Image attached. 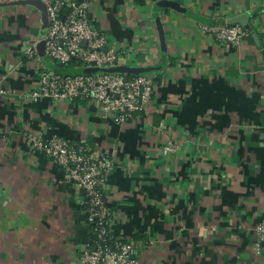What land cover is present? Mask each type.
I'll return each instance as SVG.
<instances>
[{"label":"crops","instance_id":"crops-1","mask_svg":"<svg viewBox=\"0 0 264 264\" xmlns=\"http://www.w3.org/2000/svg\"><path fill=\"white\" fill-rule=\"evenodd\" d=\"M13 1L0 0V264L81 263L83 192L30 146L51 135L111 161L110 228L135 243L138 264H264V0H86L132 61L121 65L154 84L122 123L93 100L31 98L41 73L59 72L37 49L47 15ZM243 14L252 32L238 44L202 30Z\"/></svg>","mask_w":264,"mask_h":264},{"label":"built area","instance_id":"built-area-1","mask_svg":"<svg viewBox=\"0 0 264 264\" xmlns=\"http://www.w3.org/2000/svg\"><path fill=\"white\" fill-rule=\"evenodd\" d=\"M46 10L48 31L44 38L46 55L56 63L75 64L85 68H105L117 63L118 52L107 45L105 34L94 26L87 1L40 0ZM202 30L220 42L238 44L248 32L241 24L202 25ZM34 54V51H29ZM154 84L144 74L90 72L60 74L43 72L38 87L30 93L34 100L47 97L89 99L113 114L116 123L141 114L151 100ZM6 91L0 88V94ZM4 129L0 126V133ZM32 149L54 159L68 179L83 192V213L90 224L91 236L86 243L81 264H138L136 245L115 234L110 228L112 210L106 202L103 184L112 163L103 156L88 152L82 145L67 138L51 135L32 137ZM176 150L168 140L162 152ZM258 242H264V220L256 227Z\"/></svg>","mask_w":264,"mask_h":264},{"label":"water","instance_id":"water-1","mask_svg":"<svg viewBox=\"0 0 264 264\" xmlns=\"http://www.w3.org/2000/svg\"><path fill=\"white\" fill-rule=\"evenodd\" d=\"M14 4H31L36 6L43 14V16H46V10H45V6L44 4L40 1V0H18V1H13ZM174 2H168V1H160L157 5L162 6H174ZM157 16V15H156ZM155 19L157 20L156 25H157V29L159 31L160 34V38L161 41H163V36H162V25L160 23V20L158 19V17H155ZM228 23L231 24H241L243 26V28L248 32L251 33L252 32V27L247 23L246 21V15H239L234 17V19H232L231 21H229ZM254 36V34H253ZM38 52L40 55H45V51H44V40L41 41V43L37 46ZM56 63V62H55ZM59 64L60 66H63V64L60 63H56ZM66 65V64H65ZM56 70L60 73V74H80V73H90V72H120V73H124L125 77L128 76V74H139L136 68H132L126 65H115V66H110V67H105V68H85L82 67V70H73V71H80V72H71L70 70H65V69H57V67H55ZM55 72H52L51 74H54ZM81 264V263H79Z\"/></svg>","mask_w":264,"mask_h":264},{"label":"rangeland","instance_id":"rangeland-1","mask_svg":"<svg viewBox=\"0 0 264 264\" xmlns=\"http://www.w3.org/2000/svg\"><path fill=\"white\" fill-rule=\"evenodd\" d=\"M105 38H106V41H108L106 35H105ZM116 51H117V50H116ZM117 52H118V51H117ZM118 53H119V52H118ZM126 61H127L128 64H132L131 59H130V60L126 59ZM126 61H125V58H124L123 56H121L120 54H118V60H117V63H119V64H127V63H125ZM53 65H54L55 67H57V69H59V70H61V69H65V70H70L71 72H80V71L82 70V67H83V66H75V64H70V65H63V66H60L59 64H56V63H54V62H53ZM73 70H80V71H73ZM38 85H39V83H38ZM37 87H38V86H37ZM256 227H257V226H256Z\"/></svg>","mask_w":264,"mask_h":264},{"label":"trees","instance_id":"trees-1","mask_svg":"<svg viewBox=\"0 0 264 264\" xmlns=\"http://www.w3.org/2000/svg\"><path fill=\"white\" fill-rule=\"evenodd\" d=\"M66 65H69V64H66ZM91 236V235H90ZM90 238V237H89Z\"/></svg>","mask_w":264,"mask_h":264}]
</instances>
